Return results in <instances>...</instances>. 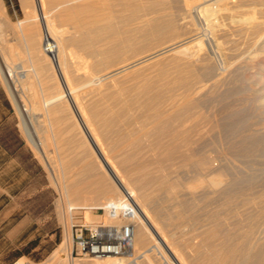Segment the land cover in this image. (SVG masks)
Returning <instances> with one entry per match:
<instances>
[{
    "label": "bare ground",
    "instance_id": "1",
    "mask_svg": "<svg viewBox=\"0 0 264 264\" xmlns=\"http://www.w3.org/2000/svg\"><path fill=\"white\" fill-rule=\"evenodd\" d=\"M23 3L28 7L24 19L12 24L0 2V55L5 60L16 55L30 67L24 74L32 86L29 107L18 101L27 115L41 112L39 144L54 147L49 167L64 194L65 220L77 204L95 208L127 192L138 208L129 252L140 250L134 256L146 264H192L185 249L196 257L205 250L193 264H264V0ZM8 28L13 42L6 38ZM232 34L244 36V55L238 52L241 38L238 42ZM43 38L46 49L55 51L56 69L41 47ZM4 67L17 93L16 74ZM129 74L135 93L121 98L128 91L120 85ZM110 87L117 89L110 92ZM130 106H138L136 120L149 125L141 139L130 138L135 132L119 135L117 120L134 113ZM152 134L168 135L167 154L126 153ZM163 142L156 138L142 149L161 150ZM177 151L184 153L176 156ZM174 159L183 161L181 182L163 172ZM185 212L191 214L188 219L213 222L202 225L200 242L188 248L176 232L180 224L172 223ZM64 234L56 249L62 252L71 241ZM129 252L78 264H137L125 256Z\"/></svg>",
    "mask_w": 264,
    "mask_h": 264
},
{
    "label": "rangeland",
    "instance_id": "2",
    "mask_svg": "<svg viewBox=\"0 0 264 264\" xmlns=\"http://www.w3.org/2000/svg\"><path fill=\"white\" fill-rule=\"evenodd\" d=\"M0 2L2 9L6 13V16L9 19L10 23L15 24L18 21L24 19L26 15L25 11L27 12L28 7L25 5V3H23V0H0ZM44 6H45L44 9L48 11L49 5L47 4V2L45 3ZM112 9L120 10L121 7L114 6ZM120 13L121 12L118 13V17L123 18L124 13L121 14L122 17ZM200 23H201V32L203 34H207L208 29L203 26L202 22ZM118 26L123 27L121 23H119ZM41 28L44 34V32L46 31H44L42 25ZM5 34H6V38H8V41L10 42L14 41L11 38L13 36L11 29L8 28ZM236 35L238 34H232L231 38L233 39L237 38V41L241 37L244 38V36L238 35L240 37L238 36L236 37ZM224 38L225 37H222L223 40ZM242 38H241V42H239L240 40L238 41L239 42L238 46L240 45L239 47H241V49L239 48L240 51L238 52L244 55L246 53L247 46L246 44H244L243 42L244 39ZM49 42L53 43V40L49 39ZM45 44H46V39L43 38V40L41 41V47L43 51L47 54V56H49V60L56 69L57 62L55 58L56 57L55 51L48 52L47 50H45ZM17 52L18 50L15 49V53ZM230 53L232 55L233 52ZM16 57L17 56L15 55L12 57L13 59L8 58L10 61L8 64L7 62L8 59L5 60L0 55V264H78L79 261L85 260V258L86 259H92V258L79 257L75 255L73 249L74 243H73L72 225L78 220L86 221L85 217L88 219H96V218L98 219L99 218L98 215L101 216V214L99 211H96L93 208H88L83 204H77L75 205V208L73 207L69 209V219L67 221L63 217L62 214L63 208H65L64 194L62 193L61 188L59 189L60 186H58L59 184H57V180L55 179L49 167L48 157L54 154V150H53L54 147L52 145H49L47 148L46 147L44 148L42 147V145L39 144V140L43 139L41 127L38 126L40 123L39 120L41 119V112L33 111L31 112V115H27L24 109H22V107L24 106L20 105L21 102L18 101L21 99L22 102L29 107V101L27 99L31 97V94L29 92H31L32 90H30L29 88L32 89V86L30 85V83L27 84L28 83L27 77L24 76V74L28 73L30 67L23 64L21 59L18 60L19 57L17 58ZM180 58H181V54H180ZM73 59L74 58L72 57V61ZM1 60H3V62L5 61L4 63L6 64V66L9 67V69L11 70L13 69L12 70L13 72L11 71L12 74H16V76L14 75V78L16 77L15 84L17 85V93L13 91L12 85L9 83L6 74L4 73L5 64ZM163 60L165 63L167 62V58H162L160 61ZM138 73L139 71H135L131 74L135 76L134 74L138 75ZM131 74H129L127 79L125 78L126 80L124 79L120 85V88L121 87L124 88L125 92L128 91L121 98H125L127 94L129 95V93L130 94L135 93L133 92V90H130L129 88L134 81L132 79L134 77L130 78L132 76ZM17 78H18V82H17ZM116 89H117L116 87L115 88L110 87L109 91L114 92ZM130 107L133 108L132 110L134 111V113L123 117V119L125 118V120L120 119V121L122 122L117 120L119 123L118 124L116 123V125H118V128L120 127L119 135L126 136L128 132H135V135L133 136L131 135L130 138L141 139L142 138L140 136L141 132L144 130L145 127H148L149 125L143 126V123L145 122L136 120V116H134L135 112L138 113L140 112V109L139 111H137L138 106H130ZM132 110H130V112H133ZM80 133L81 136L82 134L85 136L82 130H80ZM152 135L143 136V138L146 139V141L138 142L140 145L137 143L138 144L137 146L139 147L136 149V151L129 150L126 153L127 154L129 153L130 155H136L138 157L158 156V155L167 154L165 153L166 150H164V148L169 146L167 139L168 137H166L168 135L165 136L164 135L162 136V134H152ZM156 138H162V140L164 141L163 143H161V148H162L161 150L159 149L154 151H146L142 149L144 147L150 146L152 140ZM125 144L126 141L121 143L119 148L124 147ZM115 153L117 152L115 151L110 152V154H115ZM118 153H122V152L120 151ZM183 153H184L183 151H179V152L177 151L174 152V155L182 156ZM93 154L94 156H96L95 153ZM180 162L183 161L180 159H174L172 161H169V164L167 163V165H165L166 167L163 168V172L167 174V176L169 177L178 178L179 181L184 180V173H185L184 165L183 163L181 164ZM171 164L172 165L174 164L173 165L174 167ZM78 167L79 166L73 167V169H71L70 174L72 173L73 175V176L71 175L72 177L76 176V170L78 169ZM172 170L174 172H171ZM100 172L101 173L105 172V174L108 177H110V174L109 173H108L109 175L107 174V171L103 166H101ZM179 189H181V186ZM178 191L181 192L180 190ZM164 203H165V208H169V205H171L168 201ZM167 203H169V205H167ZM183 205H184V200L180 198L178 201V206L180 207L182 206L181 208H183ZM177 208L178 210L181 209L179 207ZM186 213L187 212L183 214ZM189 215L191 216V214L187 213V215H182L184 218L183 217L174 218L172 220V223L180 224L179 227L181 226V228H177L176 232L177 234L178 232L179 234L181 233L180 236L181 238L179 237V239H181L184 244H186V242H189V244L186 245L187 248L190 245H192V243L194 245V243L198 244V242H200L201 240L200 238L202 235H204V231H205V229H202V225L204 228L205 225L207 226L213 223L212 221L210 223L208 220H204L203 218L198 216L197 219L195 218L196 216L194 215L192 216L194 217V220L191 221L190 219L192 217L188 219ZM180 220L184 221V224H182L183 222H181ZM202 221L204 223H202ZM199 230L202 231L200 232ZM65 232L69 233L71 241L69 245V250H65L64 252H62L61 250H56V249H58V245L62 242V240H64L66 235L64 234ZM191 239L192 242L190 241ZM211 241L216 242V238H213V240L211 239ZM185 250L183 251L184 254L192 253L191 256L192 258L189 257L191 254H187V257L186 255H184V257L186 258V260L187 259H189L190 261L192 260L193 263L195 260L198 261L199 256L203 252H205V250L199 249L202 250V252L201 251H200L201 253L196 252V255L200 253L197 255L198 257L197 258L196 256H194L195 252L193 255V251L188 252ZM54 251H59L56 254L57 256L59 255L57 258H55V256H52V253ZM136 253L139 255L141 252L140 250H137L135 253L129 252L125 256L128 258L129 261L136 259L137 264H146L142 257L135 258L137 255L134 256V254ZM56 259L58 260L56 261ZM59 260L61 261V263L59 262ZM155 264H163V263L156 262ZM195 264H200V263L197 262Z\"/></svg>",
    "mask_w": 264,
    "mask_h": 264
},
{
    "label": "built area",
    "instance_id": "3",
    "mask_svg": "<svg viewBox=\"0 0 264 264\" xmlns=\"http://www.w3.org/2000/svg\"><path fill=\"white\" fill-rule=\"evenodd\" d=\"M48 45L45 44V50ZM101 217L96 221L78 220L73 225L74 253L79 257L104 258L129 252L138 208L132 195L93 208Z\"/></svg>",
    "mask_w": 264,
    "mask_h": 264
}]
</instances>
